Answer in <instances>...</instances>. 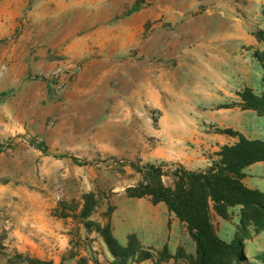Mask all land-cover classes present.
<instances>
[{"label":"rangeland","instance_id":"obj_1","mask_svg":"<svg viewBox=\"0 0 264 264\" xmlns=\"http://www.w3.org/2000/svg\"><path fill=\"white\" fill-rule=\"evenodd\" d=\"M236 2L0 0V264H115L97 226L112 229L117 194L143 177L135 166L218 158L209 115L236 103H210L208 87L241 83L230 72L245 68L264 91V4ZM238 12L252 42L232 63L222 30L233 25L206 19ZM176 118L187 135H169ZM231 119L264 139V116ZM246 244L244 264H264V229ZM162 250L128 264H161Z\"/></svg>","mask_w":264,"mask_h":264},{"label":"trees","instance_id":"obj_2","mask_svg":"<svg viewBox=\"0 0 264 264\" xmlns=\"http://www.w3.org/2000/svg\"><path fill=\"white\" fill-rule=\"evenodd\" d=\"M49 83V82H48ZM52 83V82H51ZM243 109H253L264 116V91L256 93L250 87L239 92ZM223 133L237 136L234 144H225L217 152V159L202 169H189L178 165L175 170L166 172L163 164L147 163L135 166L143 177L134 186L126 188L130 196H150L155 203L165 202L170 211L187 224L190 235L196 242L195 254H184L186 264H244L249 261L246 254V240L251 237V228L255 232L264 229V191L248 187L243 179L245 169L257 161H264V139L249 138L231 128L221 129ZM165 175H171V183L164 181ZM91 195L86 196L82 210L84 219L93 213L90 206ZM241 206V219L234 238L222 239L212 222L211 210L229 218V208ZM90 226L88 221L85 222ZM115 264H128L138 256L141 246L135 236H130L123 245L112 233L110 224L97 226ZM152 254L147 253L144 258ZM174 257L164 247L159 252L157 262Z\"/></svg>","mask_w":264,"mask_h":264},{"label":"crops","instance_id":"obj_3","mask_svg":"<svg viewBox=\"0 0 264 264\" xmlns=\"http://www.w3.org/2000/svg\"><path fill=\"white\" fill-rule=\"evenodd\" d=\"M249 1L251 4H257L259 2V0ZM261 1L262 4H264V0ZM234 3H237L236 0H234ZM238 5L240 6L239 3ZM206 20H221L225 21L228 25H233L232 28L229 27L222 30L224 41L230 40L229 42H233L232 44L227 45V47L230 46V50L233 52L229 53L227 51L225 52V56L230 58L232 61L231 54L239 52L238 58L235 59L234 62L232 61V63L241 61L243 39H249L252 42V35L249 34V32L242 26L245 18H243L238 12V15ZM237 71L236 69H233L230 72V75L241 77V79H243L241 83L214 82L212 86L208 87L206 94L210 103L224 104L229 103L230 101H234L236 103L234 107H219L210 112V121L215 124V126L222 127V129L231 128L235 131L243 133L249 138H253L247 135L241 127L237 126L235 120L232 121L231 119V116L241 115L242 112L249 114L257 113L253 109H243L240 106L242 99L239 92L241 91V88L246 86L253 88V85L250 82L245 68H239ZM226 110H229V112L226 113ZM167 126L170 136H179L181 134L187 135V126L178 118L173 121L171 120ZM180 131L182 132L180 133ZM226 134L227 133H214L213 135H210L214 141L213 150L218 149V144L225 145V143L229 140L231 142L226 144H234L239 139L237 136ZM212 159H215V157ZM208 164L210 165L211 163ZM244 171V183L250 188L264 191V161H257L253 163ZM235 211H237V213L234 214ZM240 212L241 206L230 207V216L229 218H225L219 215L214 209L211 210L212 222L215 225L217 233L222 239L231 241L234 238L241 219ZM111 224L115 237L123 245L128 243L130 236H135L142 248L163 249L164 247H167L168 252L174 257L162 262L161 264H186L184 256H177L180 250H182L184 254L196 253V242L190 235L187 224L181 221L175 213L170 211L165 202L160 201L155 203L150 196L135 197L128 195L127 192H119L117 194L116 206L112 213ZM257 253H259V251H257Z\"/></svg>","mask_w":264,"mask_h":264}]
</instances>
